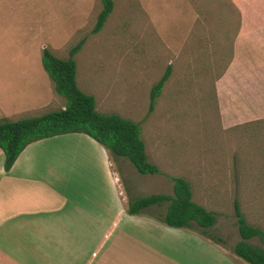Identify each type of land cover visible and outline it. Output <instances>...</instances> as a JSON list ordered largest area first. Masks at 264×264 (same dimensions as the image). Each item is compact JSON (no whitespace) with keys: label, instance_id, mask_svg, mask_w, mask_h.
Wrapping results in <instances>:
<instances>
[{"label":"rangeland","instance_id":"obj_1","mask_svg":"<svg viewBox=\"0 0 264 264\" xmlns=\"http://www.w3.org/2000/svg\"><path fill=\"white\" fill-rule=\"evenodd\" d=\"M100 8L99 0H0V56H6L0 68L18 72L16 87L0 90V102H7L10 112L16 106L14 118L34 115L54 96L41 65L42 48L62 59L71 56L78 87L95 97L99 112L138 123L148 159L159 168V174H141L126 158L114 160L124 200L172 194L170 177L181 176L193 201L215 212L210 230L231 252L240 239L235 202L248 223L264 230V182L256 178L264 169V121L223 130L215 99L214 82L230 59L237 15L225 10L224 0H115L106 23L95 31ZM24 61L32 62L30 73L20 72ZM168 66L169 76L152 101L151 88ZM63 103L56 95L50 108ZM165 208L164 203L148 212ZM136 233L118 232L89 264L175 259L174 252L152 247ZM251 242L261 244L258 238ZM183 244L184 260L212 258L196 244Z\"/></svg>","mask_w":264,"mask_h":264},{"label":"crops","instance_id":"obj_2","mask_svg":"<svg viewBox=\"0 0 264 264\" xmlns=\"http://www.w3.org/2000/svg\"><path fill=\"white\" fill-rule=\"evenodd\" d=\"M231 2L240 20L232 38V56L214 82L223 130L264 121V0ZM19 56L26 59L24 54ZM22 64L20 72L30 73L32 62ZM16 74V68H0V90L15 88ZM54 96L34 113L54 110L50 108ZM10 109L7 102H0V118H14L19 112L14 105ZM4 159L0 148V264H89L97 252L102 255L115 234L135 231L152 247L174 252L175 259L160 264H246L196 231L168 226L149 214H128V197H122L113 161L85 133L33 141L9 170L4 168ZM262 172L257 182H264ZM184 241L196 244L212 258L184 260Z\"/></svg>","mask_w":264,"mask_h":264},{"label":"trees","instance_id":"obj_3","mask_svg":"<svg viewBox=\"0 0 264 264\" xmlns=\"http://www.w3.org/2000/svg\"><path fill=\"white\" fill-rule=\"evenodd\" d=\"M99 1L101 8L97 15L95 31L104 26L115 3V0ZM224 4L225 10L229 12L232 9L237 15L236 32L240 14L231 0H224ZM79 45L71 50L72 55L79 49ZM41 63L53 83L56 95L65 98L64 107L43 111L37 115L0 118V148L5 155V170L10 169L21 151L33 141L64 133L82 132L100 143L110 160L126 158L141 174L159 173L158 166L148 160L139 124L117 113L99 112L95 97L78 87L76 62L71 56L62 59L50 48L44 47L41 52ZM169 72L170 66L151 88L152 101L162 91ZM170 180L173 182L172 194L156 193L128 197L126 212L149 214L168 226L194 230L213 243L228 249L226 241L210 230L216 222L215 212L193 201L190 185L185 178L172 176ZM164 203L166 208L163 213L148 212L149 208ZM234 208L240 239L231 247V252L248 264H264V230L248 223L236 202ZM253 238H258L261 244L251 242Z\"/></svg>","mask_w":264,"mask_h":264}]
</instances>
